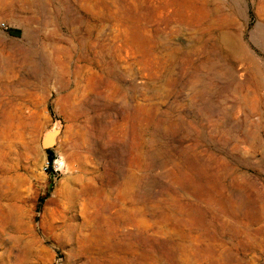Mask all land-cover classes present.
Wrapping results in <instances>:
<instances>
[{"label": "rangeland", "instance_id": "rangeland-1", "mask_svg": "<svg viewBox=\"0 0 264 264\" xmlns=\"http://www.w3.org/2000/svg\"><path fill=\"white\" fill-rule=\"evenodd\" d=\"M0 264H264V0H0Z\"/></svg>", "mask_w": 264, "mask_h": 264}, {"label": "water", "instance_id": "water-1", "mask_svg": "<svg viewBox=\"0 0 264 264\" xmlns=\"http://www.w3.org/2000/svg\"><path fill=\"white\" fill-rule=\"evenodd\" d=\"M60 133V127L57 125H54L51 129H48L42 139H41V146L44 149H50L54 146L56 143V138L58 134Z\"/></svg>", "mask_w": 264, "mask_h": 264}, {"label": "bare ground", "instance_id": "bare-ground-1", "mask_svg": "<svg viewBox=\"0 0 264 264\" xmlns=\"http://www.w3.org/2000/svg\"><path fill=\"white\" fill-rule=\"evenodd\" d=\"M185 13V12H184ZM184 13H183V10H177V13H176V15H179V16H183L184 15ZM153 37V36H152ZM153 38H155V37H153ZM224 38H225V40L228 42V43H230V41H231V44H232V47H233V49H235L236 51H239L238 50V45L232 40V37L229 35V34H225L224 35ZM231 47V48H232ZM240 48V47H239ZM235 51V52H236Z\"/></svg>", "mask_w": 264, "mask_h": 264}, {"label": "trees", "instance_id": "trees-1", "mask_svg": "<svg viewBox=\"0 0 264 264\" xmlns=\"http://www.w3.org/2000/svg\"><path fill=\"white\" fill-rule=\"evenodd\" d=\"M16 31L12 30V33H15ZM47 152L49 153V161H50V164H51V160H52V155H51V150L48 149Z\"/></svg>", "mask_w": 264, "mask_h": 264}, {"label": "built area", "instance_id": "built-area-1", "mask_svg": "<svg viewBox=\"0 0 264 264\" xmlns=\"http://www.w3.org/2000/svg\"><path fill=\"white\" fill-rule=\"evenodd\" d=\"M1 26L6 27L4 23H1Z\"/></svg>", "mask_w": 264, "mask_h": 264}]
</instances>
